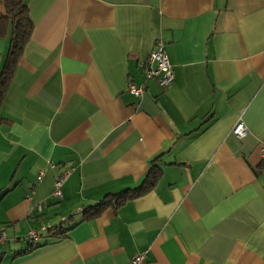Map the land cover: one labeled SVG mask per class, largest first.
I'll return each instance as SVG.
<instances>
[{
    "label": "crops",
    "instance_id": "1",
    "mask_svg": "<svg viewBox=\"0 0 264 264\" xmlns=\"http://www.w3.org/2000/svg\"><path fill=\"white\" fill-rule=\"evenodd\" d=\"M26 5L33 29L0 104V264H264V0ZM157 42L165 89L143 74ZM155 158L151 190L83 218ZM41 225L53 230L29 243Z\"/></svg>",
    "mask_w": 264,
    "mask_h": 264
},
{
    "label": "trees",
    "instance_id": "2",
    "mask_svg": "<svg viewBox=\"0 0 264 264\" xmlns=\"http://www.w3.org/2000/svg\"><path fill=\"white\" fill-rule=\"evenodd\" d=\"M32 29L33 23L28 14L26 0H0V38L7 37L8 39L7 51L3 62L0 64V104L10 83L17 60L31 35ZM156 160L157 158L150 162L149 169L136 188L105 195L97 204L82 211L83 218L93 219L105 209L117 208L126 201L151 190L160 176V169L155 164ZM61 223L63 221L59 222V224ZM51 230H53L52 227L47 229L46 233L51 232Z\"/></svg>",
    "mask_w": 264,
    "mask_h": 264
},
{
    "label": "built area",
    "instance_id": "3",
    "mask_svg": "<svg viewBox=\"0 0 264 264\" xmlns=\"http://www.w3.org/2000/svg\"><path fill=\"white\" fill-rule=\"evenodd\" d=\"M143 74L145 79H156L157 84L161 89H165L172 83L173 76L171 66L167 60L163 49V44L161 42L155 43L153 48L149 51L144 63ZM143 90L144 89L142 85H135L133 83L129 84L127 87V92L134 98L141 97ZM230 134L237 140H241L247 135V129L240 119L233 125L230 130ZM259 156L261 159H264L263 143L259 145ZM71 171L72 169L65 170L54 178L50 198L59 199L61 197V186ZM41 176L42 174L39 173L38 179H40ZM43 205L44 201L37 202L31 205L30 210L40 213ZM64 220V218H60V222ZM49 228L50 226L48 225H41L38 229H30L27 233L28 242H36L38 239V233H44ZM4 238V233L0 232V243L4 240ZM142 259L143 257L141 255H136L131 258L129 264H139Z\"/></svg>",
    "mask_w": 264,
    "mask_h": 264
},
{
    "label": "rangeland",
    "instance_id": "4",
    "mask_svg": "<svg viewBox=\"0 0 264 264\" xmlns=\"http://www.w3.org/2000/svg\"><path fill=\"white\" fill-rule=\"evenodd\" d=\"M1 43V42H0ZM4 45H5V47H4V49H5V51L3 52V51H0V56H1V63L3 62V59H4V56H5V53H6V51H7V45H8V39L7 38H5L4 39V42H2ZM20 241L21 242H24L25 241V239L24 238H22V239H20Z\"/></svg>",
    "mask_w": 264,
    "mask_h": 264
}]
</instances>
